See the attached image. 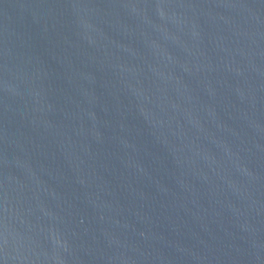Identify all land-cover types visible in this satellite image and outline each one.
<instances>
[{
	"label": "water",
	"instance_id": "95a60500",
	"mask_svg": "<svg viewBox=\"0 0 264 264\" xmlns=\"http://www.w3.org/2000/svg\"><path fill=\"white\" fill-rule=\"evenodd\" d=\"M0 264H264V0H0Z\"/></svg>",
	"mask_w": 264,
	"mask_h": 264
}]
</instances>
